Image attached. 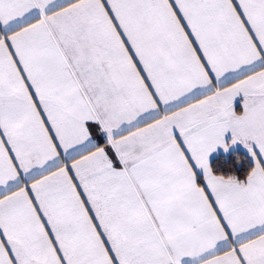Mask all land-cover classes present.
<instances>
[{
  "label": "snow or ice",
  "instance_id": "1",
  "mask_svg": "<svg viewBox=\"0 0 264 264\" xmlns=\"http://www.w3.org/2000/svg\"><path fill=\"white\" fill-rule=\"evenodd\" d=\"M0 264H264V0H0Z\"/></svg>",
  "mask_w": 264,
  "mask_h": 264
}]
</instances>
